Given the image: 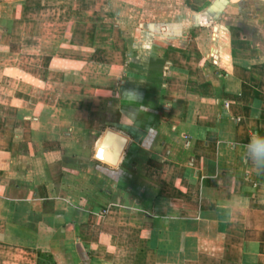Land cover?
Instances as JSON below:
<instances>
[{
	"label": "crops",
	"instance_id": "crops-1",
	"mask_svg": "<svg viewBox=\"0 0 264 264\" xmlns=\"http://www.w3.org/2000/svg\"><path fill=\"white\" fill-rule=\"evenodd\" d=\"M257 134L264 0H0V264H264Z\"/></svg>",
	"mask_w": 264,
	"mask_h": 264
},
{
	"label": "water",
	"instance_id": "water-1",
	"mask_svg": "<svg viewBox=\"0 0 264 264\" xmlns=\"http://www.w3.org/2000/svg\"><path fill=\"white\" fill-rule=\"evenodd\" d=\"M127 144V138L112 130L104 131L99 146L95 152V157L111 166L117 165Z\"/></svg>",
	"mask_w": 264,
	"mask_h": 264
},
{
	"label": "clouds",
	"instance_id": "clouds-1",
	"mask_svg": "<svg viewBox=\"0 0 264 264\" xmlns=\"http://www.w3.org/2000/svg\"><path fill=\"white\" fill-rule=\"evenodd\" d=\"M151 131V129H148ZM256 144H264V137L259 136L258 134L254 137L251 138L250 145H256ZM250 153H251V148H250ZM253 163H256V158L253 156Z\"/></svg>",
	"mask_w": 264,
	"mask_h": 264
},
{
	"label": "trees",
	"instance_id": "trees-1",
	"mask_svg": "<svg viewBox=\"0 0 264 264\" xmlns=\"http://www.w3.org/2000/svg\"><path fill=\"white\" fill-rule=\"evenodd\" d=\"M37 254H38L37 264H51L50 257L43 255L39 250Z\"/></svg>",
	"mask_w": 264,
	"mask_h": 264
},
{
	"label": "built area",
	"instance_id": "built-area-1",
	"mask_svg": "<svg viewBox=\"0 0 264 264\" xmlns=\"http://www.w3.org/2000/svg\"><path fill=\"white\" fill-rule=\"evenodd\" d=\"M210 59H211V61H212L213 63H217V59H218V57H217V55H215L214 52H212V53L210 54ZM102 211H104V208H102Z\"/></svg>",
	"mask_w": 264,
	"mask_h": 264
}]
</instances>
